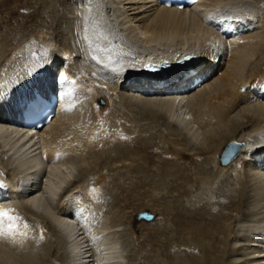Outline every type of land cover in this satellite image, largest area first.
Instances as JSON below:
<instances>
[{"label":"bare ground","instance_id":"6f19581e","mask_svg":"<svg viewBox=\"0 0 264 264\" xmlns=\"http://www.w3.org/2000/svg\"><path fill=\"white\" fill-rule=\"evenodd\" d=\"M57 3L50 0L52 32L0 39V206L29 225L26 238L0 239V264H125L110 170L143 177L129 191L145 190L150 200H138L130 227L150 243L179 237L169 260L264 264V0H198L182 9L157 0H70L67 18L55 16ZM104 31L111 34L102 38ZM128 51L136 57L127 59ZM190 53L203 79L196 87L193 78L175 83L183 72L160 79L147 71ZM104 56H118L131 74H118ZM36 93L57 102L49 123L30 129L24 111ZM136 119L162 123L168 135L151 145ZM232 143L241 148L224 165ZM74 170L81 176L72 187ZM232 194L238 200L218 216V200ZM143 213L158 220H139Z\"/></svg>","mask_w":264,"mask_h":264},{"label":"rangeland","instance_id":"374dc122","mask_svg":"<svg viewBox=\"0 0 264 264\" xmlns=\"http://www.w3.org/2000/svg\"><path fill=\"white\" fill-rule=\"evenodd\" d=\"M69 1L70 0H59V3H57L58 6H57L56 12H55V16L57 18H59V17L60 18H64V17L67 18V17L71 16L69 11L65 8V3L69 2ZM40 2H41V4H40ZM42 2H45L47 7H44L43 10H40L41 13L39 16L37 14L38 13L37 11H39V9L37 10V8H39L40 5H43ZM12 13H15V14H12ZM32 13H34V14L32 15ZM29 14L32 16H31L30 20L28 21L27 27H25L26 30L22 31V29H23L22 28L23 18L25 15H29ZM129 14H130V11H129ZM235 21L237 22V24L239 23L238 25H241L240 22H238L240 20L235 19ZM53 25L54 24H53L52 17L50 14V0H0V39L5 34L4 37H6V38L8 37L11 40V42H13V44H15V42H17V40L22 38L25 34H27V35L33 34L34 37L39 38L37 35L39 33L38 32L39 29L44 27L43 28L44 30H47L48 32L49 31L52 32L51 27H54ZM55 35H56V33H55ZM57 41H58V38H57ZM135 95H138V94L135 93ZM105 103H106L105 100L100 101V104L102 106H106ZM139 117L137 119H139ZM137 119H136V122H138V124L136 123V125L138 126V128L141 127L139 129H142L145 131L148 130V132H149L148 136H150L151 139H153V142L151 145H156V143L158 141H160L162 136L168 135V133H163L164 128L162 127V123H159V122H155V123L149 122L148 123L146 121L145 122L142 121V119L140 121H137ZM145 135H147V134H145ZM166 148L167 147H164L162 150L165 151ZM153 151L154 150H151L150 153L152 156L156 155L155 158L157 160H161V161L166 160L167 157L165 156V153H158L156 151H154V152H156V153H154ZM162 156H165V157H162ZM10 169H11V167H10ZM74 172H76V173H73V175L76 174L75 176H73V182H75V183L72 184L73 185L72 187L77 185L76 181L78 182L79 181L78 179H80L79 176H81V174L78 170H74ZM110 172H111V175L113 174V176L109 180V183H108L109 185H107V188L109 190L115 191V192H113L115 194V196L113 198L114 199L117 198L118 202H120L119 209L117 211L115 209V212H117V213L114 217L116 218V220L123 219V221H124L123 226L120 228L121 231L117 230V228H114V230H113L114 235L121 236V240L125 241V244H126L125 246H128V247H129L128 243H130L131 239L134 238L136 241L134 244V248L133 247H130V249L128 247L126 248V251H125L126 252L125 253L126 254V257H125L126 262H125V264H176L175 261L173 262V260L172 261L169 260L170 258H168V257L176 252L177 247H175L173 249L172 245H174L175 243L176 244L178 243L179 237H177V239L174 240V237L172 236V234H168V235H165L163 237H159L157 242L150 243L149 242L150 240L148 239V241H147V239H146L147 237H145V235H143L144 233L142 232V230H139L137 233H133L132 229L130 227L131 222L129 219L132 216V212L134 211L133 207H135V205L138 204L139 201L140 202H147L150 200L148 197L144 196L143 193L145 192V190H142L140 193H138V191H137V193L133 192L132 190L129 191L130 188L132 189L133 186L136 184L140 185L142 183L144 185V183H143L144 181L141 180V178L143 179V177L140 176L139 179H138V177L134 178V176H132L131 173L127 174L126 172H124V170L119 171L117 173L118 175L114 174L111 170H110ZM156 173H158V171ZM77 176L79 178L76 179ZM87 181H88L87 182V185H88L90 183V178ZM115 185H116V187H115ZM173 192L174 193H172V194L164 195L165 198L173 201L177 195V192H175V191H173ZM229 196H230V198L225 199V202H224V200L221 201V199L220 200L217 199L219 201V203H221L220 207H216L215 209H213V211L216 212L217 215L219 214L222 217L227 216L229 214L231 206H232L231 202L236 201V199L238 200V197H236L234 194L229 195ZM111 199L112 198H110L109 200H111ZM184 202H186V200ZM185 205H186V203H185ZM204 213L205 212H203V214ZM206 218H209L208 215H206L205 219ZM33 220L38 221L39 218L37 219V217L36 218L34 217ZM155 220H158V216L152 215V219L146 220V222H152ZM144 221H145V219H144ZM171 229H172V227H171ZM171 239H173V241H171ZM127 240L128 241L130 240V241L127 242ZM166 243H167L166 246L168 248H166V247L164 248V246H163ZM54 245H55L54 251H56V253L57 252L62 253L60 250L62 248V246L60 245V242L57 241V242H55ZM184 247H186V246H182L181 248L183 250H185ZM186 251H189V250L187 249ZM58 263H60V262L57 261L56 264H58ZM60 264H63V263L61 262Z\"/></svg>","mask_w":264,"mask_h":264},{"label":"snow or ice","instance_id":"6c2138e0","mask_svg":"<svg viewBox=\"0 0 264 264\" xmlns=\"http://www.w3.org/2000/svg\"><path fill=\"white\" fill-rule=\"evenodd\" d=\"M84 40H87V36L83 37ZM101 51L103 49H100ZM93 59H98L93 57ZM61 81H66L67 77L61 76L58 78ZM2 186V185H0ZM96 191V189H92ZM23 218L16 212L14 208H5L0 206V239H11L15 242L17 236L27 237L29 225L21 223ZM41 239L43 235L41 234Z\"/></svg>","mask_w":264,"mask_h":264},{"label":"water","instance_id":"95a60500","mask_svg":"<svg viewBox=\"0 0 264 264\" xmlns=\"http://www.w3.org/2000/svg\"><path fill=\"white\" fill-rule=\"evenodd\" d=\"M104 60H108L105 56L103 57ZM241 148V145L239 144H230L227 146V148L224 150L221 156V162L225 165L228 164L230 161H232L234 158L238 156L239 149ZM138 219H145V220H150L152 219L151 214H139Z\"/></svg>","mask_w":264,"mask_h":264}]
</instances>
